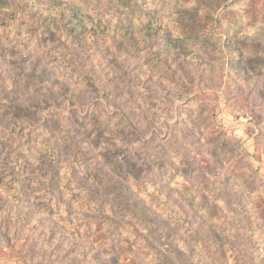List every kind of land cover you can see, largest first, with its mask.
<instances>
[{"label":"rangeland","instance_id":"374dc122","mask_svg":"<svg viewBox=\"0 0 264 264\" xmlns=\"http://www.w3.org/2000/svg\"><path fill=\"white\" fill-rule=\"evenodd\" d=\"M225 1L232 7L227 12L242 14L241 23L235 26L225 17L214 29L220 47L214 50L191 44L167 46L161 33L174 35L178 23L204 16L208 6L219 5L217 0H132L127 9L90 1L82 20L65 11L68 0H25L22 30L14 26L6 35V51L0 56V264L129 263L124 252L117 256L128 246L124 234L119 242L106 228L87 236L63 223L82 221L85 213L42 210L45 197H57L60 203L69 197L52 190L45 161L33 154L45 153L36 147L37 142L48 143L45 128L50 119L58 121L76 149H90L81 157L72 156L71 147L52 132L54 144L60 143L63 150L62 157L56 154L57 162L75 169L73 183L96 192L89 200L103 192L120 211L118 189L99 184L111 177L114 184L133 187L155 213L152 223L162 247L174 239L191 246L196 230L208 245L203 264H264V0ZM49 7L58 9L57 17L63 13L56 20L57 35L75 56L59 57L60 50L27 37L30 27L43 25ZM248 10L260 13L262 23L253 22ZM150 20L157 33L149 41L151 49L127 46L125 42L138 39ZM153 56L184 88L164 83ZM81 72L93 86L76 79ZM25 79L30 80L24 83ZM39 82L49 96L37 94L33 84ZM100 127L117 138L132 132L120 143L119 156L127 155L143 168L133 173L143 180L140 187L129 179L127 164L121 175L115 174L113 163L92 150L91 138ZM154 152L174 168V176L193 185L192 194L180 197L175 179L166 186V176L154 169L165 166L152 158ZM85 192L76 197L88 201ZM16 197L26 200L19 198L17 203ZM119 213L117 218L109 216L116 221ZM216 224L220 245L211 240ZM172 253L176 254L169 253L171 258Z\"/></svg>","mask_w":264,"mask_h":264},{"label":"trees","instance_id":"16d2710c","mask_svg":"<svg viewBox=\"0 0 264 264\" xmlns=\"http://www.w3.org/2000/svg\"><path fill=\"white\" fill-rule=\"evenodd\" d=\"M68 1L69 7L67 5L65 7V11L68 10L69 12H72V15L75 16V18H77L78 20H82L81 16L83 12L90 8V1L96 4H98L99 2V0ZM103 1H106L109 5L118 9H127L129 3H132V0ZM217 1L220 2L219 5H217V7H214V5L208 6L207 13L204 16L198 15L194 18L190 17L178 23L174 35L162 31L163 34L161 33V35L163 36L161 38L166 40V45H171L172 47H174L191 44L198 45L204 48L213 47L214 50L220 48L217 46L218 40L216 35H218V33L215 34L214 29H219L221 27L222 20H226L225 17H228L230 24L235 23L234 25L238 26L241 23L240 19L242 18V14L235 11L227 12L231 11L232 9L229 3L225 0ZM24 5L25 0H0V56L5 54L4 51H6V49H4L5 41L3 40L6 35L12 32L14 26L18 31L19 28L20 30H22L21 25L23 24V20L21 18L22 12L24 10ZM248 12H251V19L257 25L261 24L262 22L264 23V21L260 22V18L258 17L260 16V13H258L257 11L252 12L251 10H248ZM57 14L58 9L54 11L52 7L47 8V10H45L43 25L37 26L36 29L34 27H30L28 29L27 37H31L37 43L42 44V42H44V44H48L50 50H60V55H58L59 57L73 56L74 52L72 51V49H69L66 46L65 42L60 41L59 36L57 35L59 33V28L56 27V20H58L59 17L63 16V13L59 14V17H57ZM152 23L153 22L151 20L147 21V23H145L139 31L140 37L138 39L134 38L135 40L131 39L129 42H125V44H127V46L129 44L135 45V49L139 48L140 46H145L140 47L138 49L139 51H143L145 49L150 50L153 43L149 41H152L151 37L157 34L156 31L153 30ZM122 44V42L117 43V45ZM222 46L224 49L225 47H227V44H224ZM231 48L233 49V46ZM121 49L123 50L124 48L122 47ZM219 51L221 50L219 49ZM153 58L154 61H157L158 66L160 64L158 68L163 72L161 76L164 83H166L168 87L176 90L184 88V84L180 82V80L176 78L175 75L170 73L161 59H158V57L156 56H153ZM76 79L79 81L81 80V82L85 83L86 86H93L91 80L86 81L83 72L77 73ZM29 80L30 79H25L24 83ZM33 85H35L38 95L43 97L49 96L48 90L43 84L39 82L34 83ZM92 91L96 92L97 88ZM15 109L16 113L20 112V109H18L17 107H15ZM50 123L51 124L48 125L49 128H45V130L49 132L47 138L48 143L45 144L44 142H41V145L39 146V143L37 142L38 146L36 147L38 150H43L45 153H43L42 155L40 153L33 154L41 156L40 161H45L44 170L45 173H47V182L52 190L61 194L62 196L67 193L69 197H67V199L64 200L63 203H60V199H58L57 197H45L44 199H42V202H44L42 210L44 212L53 214L55 211H57V209L59 212L61 208H64V210L75 209L78 211V213H85L86 217L82 221H78L75 223L63 220L62 221L64 224H66V227L73 225L76 229L84 232L87 236L91 234L95 235L98 231L106 228L109 232L114 233L113 239H115L116 242H119L124 240L121 238L122 234H124L126 237H128L127 240L124 241L128 244V246H126V248H124L123 250L120 249L121 251L117 252V256L121 258V256L123 257L125 253L126 257L124 256V258L129 260L130 264H203L206 258L205 251L203 249H207L208 245H204L205 242H202L199 239V232L196 230L192 232L194 243L191 246L187 247L183 244L182 246L180 244L181 241H179L178 239H174L173 241L170 240L169 243L166 244L167 247H162L164 243H161L160 236L157 233V231L159 232V230L157 226L152 223L157 218V216L153 211H150V209H148L144 202H141L142 200L137 197L136 191H133V187H130V185H126L124 182H115L114 184L111 177H108L106 181H100L101 183H99L101 185L103 182V187H108L109 185L111 188L118 189L116 191L117 193H121V196L119 197L117 203L120 210L119 212L121 213L116 211L115 203H109L106 200L105 193L103 192L98 194L97 197H93V200H89L87 197H91L93 194H96V192H93L92 189L80 185V183L78 182L73 183L71 180V176L75 172V169L66 168L64 166H61V164L57 162L56 154L59 153V156L62 157L63 150L61 149L60 143L54 144L52 135L54 133L52 132L61 135L60 138L64 141V143H66V147H71L70 154L72 156H83L84 151L86 152L90 150L89 147H86L84 151L76 149L75 144L69 138L70 135L66 131L60 129L58 121L56 119H50ZM105 132H103L102 128L99 129L95 135H93V137L91 138L92 144H90V146L92 145L93 147L92 150L97 155H100L104 159V161L113 163L114 168H116L115 174L120 173L121 175L124 170V166L128 165V172L130 173L129 179L133 178L136 182V185L140 187V185L143 184V180L139 176L133 175V173L137 174L141 172L143 168L140 165H137V163L131 161V158L127 155H122V157L119 156L121 152L120 143L127 141L129 134H131L132 132H123L121 133L122 137L120 138L111 135L107 132V130H105ZM131 138H133V135L131 136ZM144 140L145 139H141L142 146ZM9 144L10 143H8L6 146H8ZM148 145L149 143L147 141L145 147H148ZM15 146H17V144ZM14 150L15 147H12L10 151L12 152ZM20 150H22V148H20ZM159 154L160 152H154L152 158L155 161L159 160V166L163 164L165 167L160 168V170L157 167H154V169L163 174V178L166 176L167 181H165V183L167 187L171 184L170 180L175 179L178 188L177 192L180 193V197H188L190 194H192L193 185L182 177L174 176V168L165 162L162 163L161 156ZM57 163L59 166L57 165ZM37 164L40 166L39 163ZM40 167L35 165L36 169H40ZM62 171H64V181L66 183L62 182ZM123 176L126 179L128 178L127 175ZM36 180H41V178L37 177ZM36 180L32 179L31 182L35 184ZM81 190L84 192L86 191L84 195L88 201H81L78 199V197H76L77 194H81ZM12 192L13 194L21 195L20 192L16 193L14 190H12ZM194 196L195 195H193V197ZM19 198H22L23 201L26 200V197H16L13 200L18 203ZM62 199H64V197H61V200ZM158 206L159 208H161L164 205L161 204ZM116 213H119V219H116L115 221L111 219L109 215L117 218ZM90 214H92V216ZM126 220H129V222H126ZM218 230L219 228H217L216 224V228H213V230L210 231L213 236H211V240H215L214 242L217 245H220V233H218ZM201 242L203 243V246L201 245ZM198 246L199 249H197ZM183 249L185 250V254L184 252H182ZM122 252L124 253L122 254ZM171 252L176 253L175 255L172 253L174 255L173 258L168 256V254ZM222 252L223 251H219V255L222 254Z\"/></svg>","mask_w":264,"mask_h":264}]
</instances>
